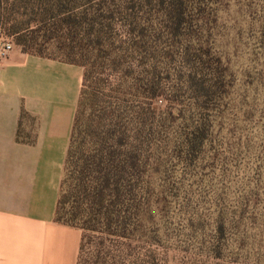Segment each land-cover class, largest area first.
I'll return each instance as SVG.
<instances>
[{
  "label": "rangeland",
  "instance_id": "374dc122",
  "mask_svg": "<svg viewBox=\"0 0 264 264\" xmlns=\"http://www.w3.org/2000/svg\"><path fill=\"white\" fill-rule=\"evenodd\" d=\"M205 8L209 21L193 19L196 34L188 28L157 43L166 54L159 61L143 68L134 55L120 73L106 65L94 79L139 105L147 100L131 86L159 66L156 142L133 240L188 249V261L264 264V0H214ZM5 44L20 50L0 39V49ZM44 53L71 59L54 47ZM199 119L206 126L200 122L191 137ZM210 247L221 250L220 260Z\"/></svg>",
  "mask_w": 264,
  "mask_h": 264
},
{
  "label": "trees",
  "instance_id": "16d2710c",
  "mask_svg": "<svg viewBox=\"0 0 264 264\" xmlns=\"http://www.w3.org/2000/svg\"><path fill=\"white\" fill-rule=\"evenodd\" d=\"M212 1L0 0V39L12 41L24 54L84 69L55 214L58 224L84 232L76 264H205L188 261V249L133 240L156 142L153 103L163 94L158 64L131 86V93L147 100L139 105L120 98V89L107 93L94 74L106 65L120 73L134 55L143 68L159 61L166 54L157 43L188 35V28L196 34L191 24L203 16L209 21L205 6ZM47 47L71 59L46 55ZM200 122L206 126L199 119L191 137ZM206 251L222 258L218 247Z\"/></svg>",
  "mask_w": 264,
  "mask_h": 264
},
{
  "label": "crops",
  "instance_id": "0c3cea01",
  "mask_svg": "<svg viewBox=\"0 0 264 264\" xmlns=\"http://www.w3.org/2000/svg\"><path fill=\"white\" fill-rule=\"evenodd\" d=\"M81 66L0 59V264H76L80 231L55 221Z\"/></svg>",
  "mask_w": 264,
  "mask_h": 264
},
{
  "label": "built area",
  "instance_id": "2783aa9c",
  "mask_svg": "<svg viewBox=\"0 0 264 264\" xmlns=\"http://www.w3.org/2000/svg\"><path fill=\"white\" fill-rule=\"evenodd\" d=\"M12 50V44H5L0 49V58H5L7 54Z\"/></svg>",
  "mask_w": 264,
  "mask_h": 264
}]
</instances>
